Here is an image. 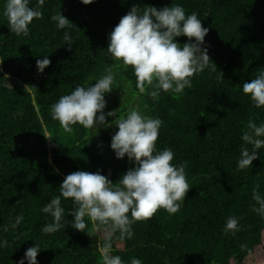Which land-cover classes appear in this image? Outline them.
I'll return each mask as SVG.
<instances>
[{"label":"trees","instance_id":"obj_1","mask_svg":"<svg viewBox=\"0 0 264 264\" xmlns=\"http://www.w3.org/2000/svg\"><path fill=\"white\" fill-rule=\"evenodd\" d=\"M4 4L0 0V241L7 245L0 248V264H17L35 243L39 264H103L105 243L124 264L132 258L142 264H264V218L252 211L257 185L264 196V148L252 167L237 168L241 148L252 147L241 140L246 123L264 122V107H254L242 91L264 69V0H45L42 18L33 20L27 36L10 31ZM175 4L186 14L196 12L209 29L204 47L217 68L194 75L183 94L161 92L153 100L138 91L131 66L115 67L104 113L136 109L164 122L156 148L172 149L173 163L185 164L192 186L180 211L160 209L135 222L131 239H121L110 225L92 232L89 221V236L71 226L72 201L62 198L65 220L58 231L44 234L52 217L41 209L60 195L67 175L99 170L115 184L135 167L110 147L116 126L77 124L68 133L52 119L51 106L77 86L94 85L117 63L107 51L108 35L133 5L142 12ZM30 6L38 7L37 0ZM60 11L73 23L67 29L71 46L50 19ZM176 39L182 46L189 38ZM47 55L51 63L38 73L36 61ZM114 119L106 115V122ZM20 215L24 220L13 229ZM229 216L239 219L235 235L224 231Z\"/></svg>","mask_w":264,"mask_h":264},{"label":"clouds","instance_id":"obj_2","mask_svg":"<svg viewBox=\"0 0 264 264\" xmlns=\"http://www.w3.org/2000/svg\"><path fill=\"white\" fill-rule=\"evenodd\" d=\"M93 2L81 0L84 5ZM31 3L32 0H5L3 15L7 18L10 31L17 36H27L33 20L42 18L39 8L45 0H37L38 7H31ZM50 19L58 30H65V44L71 46L73 41L67 29H71L73 23L61 11ZM208 31V28L202 27L196 12L186 14L180 4L159 10L147 6L142 12L133 5L120 19L108 35L107 47L112 60L117 63L106 67L101 77L93 79L96 81L94 85L77 86L69 94L59 97L51 106V116L68 133L77 124L85 129H97L98 125L116 126L118 131L112 136L110 147L117 159L127 156L135 167L130 168L115 184L99 170L96 173L76 171L67 175L59 187L60 195L52 197L41 209L42 213L52 217V222L42 227L44 234L61 228L65 220L62 198L72 201L70 215L74 219L71 226L89 236L91 233L86 231L89 221L93 225L92 232L97 231L99 226L110 225L113 232L120 233L121 239H131L134 235L131 226L135 222L151 218L160 209L169 215L180 211L192 186L187 181L185 164L173 163L175 153L172 149L156 148L164 122L136 109H129L126 115H120L115 109L107 112L108 117H115L108 123L104 113L107 103L105 94L114 89V68L119 66H131L138 91L153 100H157L161 92L183 94L185 89L192 87L194 75L210 65L216 67L204 47ZM181 36L189 38L182 46L176 39ZM50 63L48 55L37 60L38 73H43ZM242 91L254 107H264V69H259L250 82L243 83ZM241 140L245 145L252 146L251 150L248 147L240 150L237 168L244 170L252 167L259 149L264 148V122L257 124L250 119ZM258 189L259 185L253 190L255 204L252 211L264 218V196ZM23 220V215L16 217L11 227L14 229ZM240 230L239 219L229 216L225 222V233L235 235ZM6 245V240L0 241V248ZM110 248L111 245L105 243L101 249L103 264H124L120 256L110 254ZM40 251V246L35 243L17 264H25V261L27 264H39L37 256ZM130 264H142V261L132 258Z\"/></svg>","mask_w":264,"mask_h":264},{"label":"rangeland","instance_id":"obj_3","mask_svg":"<svg viewBox=\"0 0 264 264\" xmlns=\"http://www.w3.org/2000/svg\"><path fill=\"white\" fill-rule=\"evenodd\" d=\"M94 139H95V141H99V137H97V136L94 137Z\"/></svg>","mask_w":264,"mask_h":264}]
</instances>
